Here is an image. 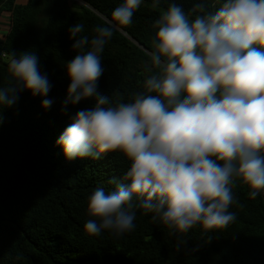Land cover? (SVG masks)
<instances>
[{
  "label": "clouds",
  "instance_id": "9594fccd",
  "mask_svg": "<svg viewBox=\"0 0 264 264\" xmlns=\"http://www.w3.org/2000/svg\"><path fill=\"white\" fill-rule=\"evenodd\" d=\"M142 2L123 0L91 36L83 23L68 29L76 55L64 65L70 83L62 108L94 105L77 111L56 145L69 161L119 154L129 162L109 181L113 190L88 196V236L120 238L134 230L139 211L179 247L195 229L204 236L236 222L237 186L249 199L264 195V0H196L188 11L170 0L152 24L143 90L113 102L98 91L101 54ZM0 62L10 77L0 85L2 124L20 92L47 97L51 84L34 51L0 52ZM52 103L42 99L41 107Z\"/></svg>",
  "mask_w": 264,
  "mask_h": 264
},
{
  "label": "trees",
  "instance_id": "16d2710c",
  "mask_svg": "<svg viewBox=\"0 0 264 264\" xmlns=\"http://www.w3.org/2000/svg\"><path fill=\"white\" fill-rule=\"evenodd\" d=\"M123 0H0V13L10 14L9 30L0 33V52L34 51L39 69L51 84L47 97L19 93L17 103L3 110L0 124V264H264V195L255 200L237 186V220L223 232L188 234L186 242L167 234L150 215L139 211L132 232L120 238L108 232L88 236L83 225L88 196L97 188L114 189L129 166L119 154L98 159L66 160L56 141L77 111L91 108L83 100L62 108L70 83L65 63L76 55L68 29L84 24V35L110 19ZM170 0L157 9L143 0L132 24L114 32L101 54L104 73L98 91L113 102L127 101L143 90L150 64L153 22ZM188 11L196 0H176ZM209 6L213 0H208ZM156 69H153V72ZM10 77L0 62V85ZM42 99L53 101L49 109Z\"/></svg>",
  "mask_w": 264,
  "mask_h": 264
},
{
  "label": "crops",
  "instance_id": "0c3cea01",
  "mask_svg": "<svg viewBox=\"0 0 264 264\" xmlns=\"http://www.w3.org/2000/svg\"><path fill=\"white\" fill-rule=\"evenodd\" d=\"M2 23H7L10 25V14L7 12L0 13V33L4 34L6 32L2 33L3 25Z\"/></svg>",
  "mask_w": 264,
  "mask_h": 264
},
{
  "label": "rangeland",
  "instance_id": "374dc122",
  "mask_svg": "<svg viewBox=\"0 0 264 264\" xmlns=\"http://www.w3.org/2000/svg\"><path fill=\"white\" fill-rule=\"evenodd\" d=\"M2 25H3V29H2V33L3 32H7L8 30H9V24H7V23H2Z\"/></svg>",
  "mask_w": 264,
  "mask_h": 264
}]
</instances>
